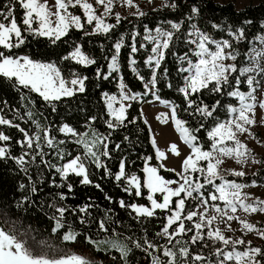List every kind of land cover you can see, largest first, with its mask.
Segmentation results:
<instances>
[{"label":"trees","instance_id":"trees-1","mask_svg":"<svg viewBox=\"0 0 264 264\" xmlns=\"http://www.w3.org/2000/svg\"><path fill=\"white\" fill-rule=\"evenodd\" d=\"M164 1L167 5L175 3L177 7L147 9L143 15L120 17L118 24L114 19L109 24L115 27L107 34H86L91 33L92 28L88 24L85 25L80 16L83 24L81 30L71 28L66 36L55 43L46 37H33L25 33L26 43L12 50L16 55L54 63L66 80L73 78L72 73L87 79L84 81V92L76 91L74 95L61 97L58 101L45 102L37 93L22 88L17 90L11 82L0 77V116L19 126L17 128L0 125V132L10 137L8 141H0V147L6 148L11 157L18 158L25 152L28 153L24 156L27 161V173L20 170L14 159H0V229L14 234L22 241L29 235L52 249L68 250L69 254L84 257L90 264H124L120 252L111 247L108 241H119L131 249L127 257L128 264H151L152 256L166 261L168 258L162 254L164 246L176 253L175 264H218L222 257H217L216 251L232 250L233 246H225L220 241L208 239L205 226L201 232L203 239L195 243L191 241V237L196 234L195 229L187 234L174 236L169 242L166 236L157 233L162 231L170 211L157 209L152 217L137 216L130 207H121L120 202L123 201L125 205L149 207L147 191L143 188V168L146 164L156 168L157 174L165 180H178V174L163 168L156 158L149 126L145 124L140 111L146 101L165 102L170 110L175 107L177 119L184 121V126L192 130L191 134L197 137L195 143L203 150H209L211 142L208 132L216 123L224 122L230 117L229 106L239 105L238 99L228 93L237 89L246 93L251 87L256 88L260 84L261 76L255 74L251 78L253 83L249 86V73L241 74L240 69L246 68V64L250 62L249 49L254 39L264 35V2L247 3L242 8H235L231 2L219 3L215 0ZM7 2L8 0H0V11L4 10L2 5ZM193 6L199 10L197 14L191 13ZM69 10L80 15L74 8ZM15 16L20 23L22 9L18 5L15 7ZM173 23L180 25L178 31L171 27ZM193 25L213 40L227 41L231 45L230 48L235 52L233 65L236 71L229 75L231 86L224 85L221 93L204 89L191 94L189 99L193 100L194 104L189 108L184 94L179 89L184 87V77L187 75L180 71L182 67L187 66L181 57L187 55L193 62L196 60L193 55L196 46L191 42L195 40V36L189 35L193 32ZM20 26L24 27L22 24ZM157 28L173 33L168 49L162 50L164 59L160 61L159 68L155 67V55L152 52L155 44L146 39L149 35L155 36ZM241 30L243 36L237 39ZM118 42L122 44L117 55L118 67L117 70L110 71L108 65L116 55L114 46ZM77 45L85 55L95 61L94 64L85 67L74 60L63 59L69 56ZM133 46L137 49L135 53L132 52ZM206 46L211 50L214 48L212 44ZM149 57H153L151 65L147 63ZM132 60H135V64L131 63ZM154 71L153 87L151 81ZM237 78L239 84L236 83ZM121 86L136 98L125 107L123 119L118 122L107 111L105 97L117 95ZM217 101L219 105L212 116H205L196 111L197 106H207L211 111ZM108 121L115 127L109 128ZM37 125L40 126L39 129ZM65 125L77 135L62 132L60 129ZM20 129L24 131L21 132ZM45 130L53 140L51 147L44 138ZM25 132L30 137H40L39 140H33L31 149L27 145L21 147ZM102 138L106 139L101 142ZM37 144L44 155L42 158L37 155L33 162L32 156L36 154ZM85 144L100 157L103 167H96L93 158L86 154ZM105 144L107 156L102 155ZM76 156L82 158L90 184H82V177L72 173L62 179L56 171V168L62 167ZM121 162L124 163V176L117 181L115 176L120 172ZM199 166L205 167L204 161H200ZM218 171L223 181L244 185L252 182L264 183V168L244 176H236L222 169ZM184 175L190 177L193 185L197 182L204 184V175L199 172L189 171ZM132 176H136L141 183L142 195L139 197L134 194L135 189L128 185V179ZM220 182L221 179L213 181L216 185ZM20 184L25 185L23 190L20 189ZM69 184L72 186L71 191L68 189ZM33 187L35 192L32 191ZM126 188L130 191H125ZM213 191L212 185L204 184L200 193L193 192L192 197L185 201V213L194 211L201 203V195L208 206L219 207L220 203L208 199V194ZM61 194L64 199L60 198ZM177 199L179 197L172 198L170 208H174ZM56 207H63L66 211L61 219L62 227L54 232L57 221L53 217H59ZM82 207H86V212L79 211ZM81 220L84 223H81ZM101 222L105 224L106 230H101ZM194 222H198L196 217ZM184 223L186 227H191L193 222L185 220ZM258 226L264 230V221ZM172 227L175 228L176 225ZM69 231L77 233L75 240L63 239ZM145 241L155 245V251H144L147 247ZM136 243H139L141 248L135 247ZM253 247L264 250V239L260 238L251 246H235L236 251ZM181 248L188 249V257L180 255ZM50 250L44 252L48 255ZM195 254L203 256L204 259L193 261L191 256ZM257 259L264 264V256Z\"/></svg>","mask_w":264,"mask_h":264},{"label":"snow or ice","instance_id":"snow-or-ice-1","mask_svg":"<svg viewBox=\"0 0 264 264\" xmlns=\"http://www.w3.org/2000/svg\"><path fill=\"white\" fill-rule=\"evenodd\" d=\"M97 5L103 7V12L100 15L96 14V10L93 7V4L89 0H55V12L51 10L48 6L47 0H8L6 4H3V11H0V77L11 82L13 87L19 89H27L31 93H37L45 102L58 101L61 97L72 96L76 91L84 92V81L87 77H79L75 73H72L73 78L71 80H66L61 75V70L54 63H44L41 61L33 60L26 55H16L12 50L18 49L26 43V35H31L33 37H46L51 40L52 43L60 40L62 37L66 36L71 28L81 30L83 24L81 22V17L73 14L69 11L70 8L79 7L85 18V22L89 25L94 23L91 33L86 34H107L115 25H110L104 23V16H107L111 11L112 0H95ZM125 3L129 6L132 5V0H125ZM19 6L22 9V17L20 23H18L15 16V7ZM170 6L176 8L177 5L172 3ZM198 9L193 6L191 8L192 14H197ZM143 15V13H140ZM191 18V17H190ZM117 24L120 21L119 14L116 15ZM20 24L24 27L21 28ZM35 25V27H34ZM171 27L175 30H179L180 25L173 23ZM213 27H217L213 25ZM190 36H195L196 39L191 41L195 43L196 49L193 51V55L196 60L193 62L192 59H189L188 56L181 57L182 60L186 61L187 66L180 69L181 72L187 73L184 77V87L180 88L179 91L184 94V98L187 101L188 107L192 108L194 101L189 99V96L194 93L201 92L204 89L215 93H221L224 90V85H229V75L232 72L236 71L234 65H226L223 61L227 59H235V56L226 53L225 49L229 48L231 45L227 41H216L213 40L210 36L205 33L200 32L193 25V32L189 34ZM243 32L241 30L240 36L236 37L237 39L242 38ZM173 38V33L170 31H162L161 29H156V35H149L146 39H149L155 44V47L152 48V52L155 55V67H160V61L164 59V51L169 47V42ZM206 44L215 45V50L212 51ZM116 55H114L109 63L108 67L110 71L117 70V55L120 52L122 47L121 43L115 44ZM137 51L136 47H132V52ZM64 60L72 59L77 64L82 66H89L95 63V61L85 55L79 45H77L73 52L69 56L63 57ZM132 64H135V60L131 61ZM149 65L153 63V57H149L147 61ZM135 71V69H133ZM251 68H242L240 69L241 74H244L248 71H251ZM97 75H99V70H97ZM107 78V77H105ZM142 79V77H141ZM153 87L155 86V71L153 72V80L151 81ZM236 83L239 84L240 81L237 78ZM253 83L252 79L248 80L249 86ZM71 85V87L69 86ZM123 89V86H121ZM147 87V85H146ZM229 96L237 98L240 107H228V112L233 116L232 119H229L224 122H218L216 125L208 132V139L210 140V149L203 150L202 147L198 146L197 137L191 134L189 128L185 127V122L177 119L176 108H171V120L176 127V130L180 133L181 139L188 145L191 149V153L183 160L181 173L178 175L181 176L183 183H179L177 187L172 188L170 185L178 183L177 181L165 180L157 174V169L154 167H149L145 165L143 171L145 173V178L143 181V188L147 189L148 194L146 199L150 202L151 207L138 206L136 204L125 205L123 201L120 202L121 207H130L132 212L136 213L137 216L152 217L155 213V210H168L170 215L167 216V222L163 226L162 231L157 233V235L166 236L168 241L171 242L174 236H179L181 234H187L193 229L196 230V234L191 237L192 243L197 242L200 239H203L201 232L205 226V214L207 212V201L201 195L199 197L201 204L204 206L203 212L198 211H188L185 213V201L188 197H192L193 192L200 193V190L204 187V184H209L213 186L214 191L208 194V199L215 202L220 200L224 203L225 209H221L213 205L214 211L221 216L227 215V210L231 212L236 211V204L240 203V206L243 207L246 211L264 212V201H260L262 207L257 209L251 205H244L241 201V189L245 185H241L234 182L223 181V177L219 174V166L224 162L223 157H233L236 158L237 163H241L242 159H246V150L245 146L238 139L237 134H243L247 131L244 127L245 125H251L254 121L250 118L249 113L252 111L254 104L248 101L254 100L252 92L247 94L240 92L238 89L228 93ZM135 95L129 96L126 95L123 91L120 94V100L135 99ZM107 106L110 110V115L115 116V119L119 122L123 119L124 107L121 104L119 109H112V104L116 101L115 96L106 95ZM163 103V102H162ZM219 105V101L216 102V105L212 106V110L209 111L207 106L196 107V111L205 115L212 116L213 111L216 110V107ZM260 107L264 108V102L260 104ZM53 110L55 108L53 107ZM163 115V114H162ZM31 116V113H29ZM161 117H157L160 119ZM95 119V118H93ZM167 117H165L161 122L166 123ZM108 127L114 128L115 125L108 121ZM0 125H8L10 127H19L18 125L12 124L10 120H7L0 116ZM39 125L37 128L39 129ZM62 132L68 133L71 132L73 135H77L73 132L72 129L68 128L66 125L60 129ZM23 132V129H20ZM25 139L21 143V147L27 145L29 149L33 148V140H39V135L35 137H30L28 133H24ZM44 138L47 142V145L51 147L53 145V140L49 138V133L47 130L44 131ZM103 139L102 138L101 142ZM10 137L5 135L3 132H0V141H8ZM227 142H232L234 146H229ZM63 143V141H61ZM153 145L155 146V141L153 140ZM105 151L102 155L107 156V145H104ZM118 147V146H117ZM86 154L93 158L96 167L100 168L103 165L100 162V157L97 156L95 152L92 151L91 147L85 144ZM36 154L32 156L33 162L36 159V156L43 157L44 153L40 150V145H36ZM169 151L174 155H179V151L176 145H171ZM20 157H11L8 154V150L4 147H0V159L9 158L14 159L15 163L19 166L20 170L27 173V168L25 164L24 156ZM158 158L164 159V153L157 150ZM200 161H206V167L199 166ZM56 171L60 173L62 179L67 178L70 173L75 174L76 176L82 177V184H90L91 181L88 179L87 170L85 164L80 156H76L71 159L68 163L64 164L60 168H56ZM199 172L204 175V184L196 183L192 184L190 177L184 175L187 172ZM236 176H244V172H234L232 173ZM124 176V163L121 162L120 172L115 176L117 181H120ZM221 179L223 182L219 185L213 183L214 180ZM128 185L135 189V195L137 197L142 195L141 192V183L137 180L136 176H132L128 179ZM71 185H68L69 191H71ZM97 187H99L97 185ZM25 188L24 184H20V189ZM32 191L35 192V187L32 188ZM125 191H130L129 188H126ZM156 193L163 194L162 202H158L157 199H154ZM183 194V196H182ZM179 197L175 200L174 208H170L172 204V198ZM61 199H64V196L61 194ZM54 206V205H53ZM86 207L79 209L80 212H86ZM56 211L59 213V217H53L56 219V227L53 231H57L62 227L61 219L66 211L63 207H56ZM194 217H198L199 222H194ZM217 219V216H211L207 219V225H211L213 221ZM228 219H233L232 216H228ZM193 222L191 227H186L184 221ZM81 223H84L81 220ZM176 225L175 228L172 226ZM244 227L248 231H255L254 226L248 223H244ZM101 230L105 229V224L101 222ZM172 229V231H170ZM231 230V229H229ZM260 237L264 239V230H260ZM77 233L69 231L64 235L63 239L65 241H73L76 239ZM208 239L216 240L222 242L227 246L230 241L227 239L221 232L219 228L212 230L209 228L207 232ZM91 243V241H89ZM111 247L115 248L121 254V259L124 261V264H128V254L131 251L127 245L120 243L119 241H108ZM233 248L231 251H224L219 249L216 251L215 255L217 257H222L218 261V264H226L229 261H235V264H261V261L257 257L264 256V250L260 248H248L245 251H236L235 245L245 244L244 240L231 241ZM147 245L144 248V251L152 249L155 251V245L145 241ZM135 247L141 248L139 243L135 244ZM163 256L167 257L166 261H161L158 256H152L151 264H175V255L176 253L172 249L164 246ZM151 256V252H149ZM180 255L183 257L189 256V251L187 248L180 249ZM193 261H202L203 256L195 254L191 256ZM0 264H90L88 260L82 258L78 255H67L61 256L59 258L49 257L46 253L35 254L33 249L28 246L26 241L18 239L14 234L5 232L3 229H0Z\"/></svg>","mask_w":264,"mask_h":264},{"label":"rangeland","instance_id":"rangeland-1","mask_svg":"<svg viewBox=\"0 0 264 264\" xmlns=\"http://www.w3.org/2000/svg\"><path fill=\"white\" fill-rule=\"evenodd\" d=\"M219 3H229L231 2L235 8H242L243 5L247 3H257V1L264 2V0H215ZM90 3L93 4V7L96 10V14L100 15L103 12V7L101 5H97L95 0H89ZM48 6L51 8L53 12H55V0H47ZM132 5L129 6L125 3V0H112V11L104 16V23L109 24L110 21L116 19V15L119 14L120 17H127L129 15L138 16L140 13H143L144 10L153 9L157 7H164L167 3L164 0H132ZM82 16L83 23L86 25L85 18L83 13L79 7L74 8ZM72 12V10H69ZM73 13V12H72ZM75 14V13H73ZM77 15V14H75ZM91 28L94 27V23L89 25ZM35 27V25H34ZM196 39V37H194ZM253 45L249 49V58L250 62L246 64V68H251L249 73L248 80L252 78L253 75L259 74L261 76V82L256 88H250L245 94L248 92H252L255 97L254 100H250L248 102L253 103L254 107L252 111L249 113L250 118L254 121L251 125H245L244 127L247 129L243 134L238 133V139L245 146L246 150V159H242L241 163L236 162V158L233 157H223V163L219 166V169L225 170L229 173L234 172H244L245 174H249L257 169L264 168V108L260 107V104L264 102V35H260L256 37L253 41ZM196 46V45H195ZM207 47V46H206ZM197 50V49H196ZM211 50V49H210ZM215 50V45L212 51ZM74 50H72L73 52ZM226 53H230L232 55L235 52L229 47L225 49ZM235 56V55H234ZM72 60V59H71ZM73 61V60H72ZM47 63V62H44ZM226 65H233V59H227L223 61ZM71 87V85H69ZM124 92L126 95L132 96L133 94H129L124 88H120L117 95H109L115 96L116 101L112 104V109H119L121 104L125 107L131 103L134 99L120 100L121 92ZM106 101V97H105ZM239 102V101H238ZM240 107V103L236 108ZM107 111L110 112L107 101H106ZM141 115L146 125L149 126L150 129V139L155 141V146L153 145L154 153L156 154V158L163 168L170 169L174 172L181 173L182 172V162L183 160L191 153V149L188 147L186 143L181 139L180 133L176 130L175 125L171 120V110L167 103L159 102L157 100L146 101L141 108ZM163 114V115H162ZM113 116V115H112ZM161 117L157 119V117ZM115 117V116H114ZM167 117V122L162 123L161 121ZM233 116L227 119H232ZM226 120V121H227ZM176 145L179 151V155H174L169 151V147L171 145ZM229 146H234L232 142H227ZM157 150L164 153L165 158L161 159L157 156ZM211 150V149H209ZM68 163V162H67ZM206 161H204L206 167ZM66 164V163H65ZM144 169V168H143ZM145 178V173L143 171V181ZM178 183L170 185V187L175 188L179 183H183V180L180 175H178ZM223 182V181H222ZM220 182V183H222ZM236 183V182H235ZM240 184V183H238ZM244 185V184H241ZM147 191V189H146ZM148 194V191H147ZM161 193H156L154 195V199H157L158 202H162ZM241 201L244 205H251L259 209L262 207L260 201H264V183H249L245 185L241 189ZM215 203H220L219 208L222 210L225 209V205L222 201L217 200ZM149 207H151L149 202ZM194 211L203 212L204 206L199 203ZM217 216V219L213 221L211 225H207L206 221L211 216ZM228 216H232L233 219L229 220ZM197 221L198 217H196ZM264 221V212L256 211H246L243 207L240 206V203L236 204V211L233 213L231 210H227V215L221 216L220 214L214 211L213 205L208 206L207 212L205 214V227L208 232L209 228L215 230L219 228L222 234L229 239V246H233L231 241L236 240H244L245 244H238L244 246H251L256 244L260 240V235L258 234L261 230L258 226L259 223H263ZM167 222V220H166ZM248 223L254 226L255 231H248L244 227V223ZM231 229V230H229ZM25 241L28 246L33 249L34 252L45 253L47 249H51L48 256L59 258L61 256L72 255L69 254L68 250H60L57 248H51L50 246L43 244L39 239H34L29 235H26ZM236 246V245H235ZM248 249V248H247ZM245 249V250H247ZM243 250V251H245ZM231 251V250H230ZM227 252V251H226ZM84 258V257H83ZM226 264H235V261L226 262Z\"/></svg>","mask_w":264,"mask_h":264}]
</instances>
